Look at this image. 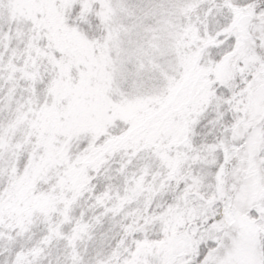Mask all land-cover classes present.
Returning <instances> with one entry per match:
<instances>
[{"label":"snow or ice","instance_id":"obj_1","mask_svg":"<svg viewBox=\"0 0 264 264\" xmlns=\"http://www.w3.org/2000/svg\"><path fill=\"white\" fill-rule=\"evenodd\" d=\"M0 264H264V0H0Z\"/></svg>","mask_w":264,"mask_h":264}]
</instances>
